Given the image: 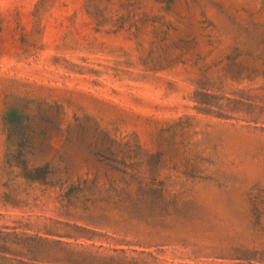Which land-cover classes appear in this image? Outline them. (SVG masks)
<instances>
[{"label":"rangeland","instance_id":"374dc122","mask_svg":"<svg viewBox=\"0 0 264 264\" xmlns=\"http://www.w3.org/2000/svg\"><path fill=\"white\" fill-rule=\"evenodd\" d=\"M0 264H264V0H0Z\"/></svg>","mask_w":264,"mask_h":264}]
</instances>
